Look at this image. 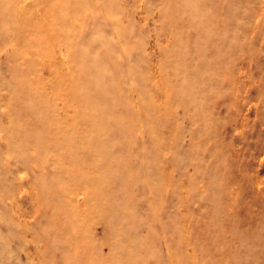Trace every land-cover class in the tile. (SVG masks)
Returning <instances> with one entry per match:
<instances>
[{"label":"rangeland","instance_id":"obj_1","mask_svg":"<svg viewBox=\"0 0 264 264\" xmlns=\"http://www.w3.org/2000/svg\"><path fill=\"white\" fill-rule=\"evenodd\" d=\"M0 264H264V0H0Z\"/></svg>","mask_w":264,"mask_h":264}]
</instances>
